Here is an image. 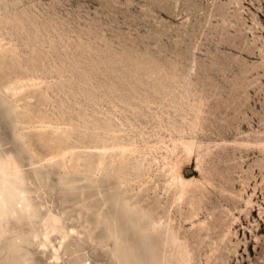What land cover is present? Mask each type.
Instances as JSON below:
<instances>
[{
  "label": "rangeland",
  "instance_id": "374dc122",
  "mask_svg": "<svg viewBox=\"0 0 264 264\" xmlns=\"http://www.w3.org/2000/svg\"><path fill=\"white\" fill-rule=\"evenodd\" d=\"M0 17V156L45 221L85 233L68 264H112L117 232V263H141L149 226L128 193L172 161L199 178L189 142L210 149L199 218L225 232L203 233L202 264L229 231L227 264H264V0H0ZM31 231L1 240L0 264L45 263Z\"/></svg>",
  "mask_w": 264,
  "mask_h": 264
},
{
  "label": "bare ground",
  "instance_id": "6f19581e",
  "mask_svg": "<svg viewBox=\"0 0 264 264\" xmlns=\"http://www.w3.org/2000/svg\"><path fill=\"white\" fill-rule=\"evenodd\" d=\"M170 1L174 0H167V2ZM17 17L20 20L21 16L17 15ZM6 24L7 20L0 17V34L7 31ZM182 145L187 150L186 163H189L192 155L195 156L197 163L195 171L199 173V178L186 177L182 168L184 163L179 160L172 161L166 164L157 175H149L145 185L142 184V188L128 193L131 202L142 215L140 217L142 222L141 225L138 224V228L142 229L140 226L144 224L149 226V231L144 232L150 240V248L146 255L141 258V253L132 247L133 254L139 255L140 264H202V248L206 239L203 233H225L222 221L216 218L213 212L206 210L209 221L199 218L200 210L204 208V202L210 193L209 188L213 187L212 181L207 178L211 174L204 168L210 149L200 147L196 142L182 143ZM128 150L123 147L117 151L124 154ZM19 161L11 152L0 156V242L4 238L25 233L31 229L30 239L37 253L44 260V264H68L63 254L68 245L71 249L68 241L83 242L86 238L85 233L76 235L69 225L62 226L58 218L44 220V215L40 212L41 209L39 210L42 205L38 198L32 195L28 183L29 177ZM44 162L48 165L52 164L54 157H45ZM149 192L152 194H148ZM233 217L239 221L238 218ZM186 223H189L190 228H184L183 224ZM133 229L136 228L132 225L127 227L124 224V231ZM117 233L109 236L115 240V246L104 252V260H111L112 264H118L117 257L120 252L117 245L126 238L122 233ZM230 234L229 231L222 235L223 246L215 245V248L211 249V254L215 256L210 264H227L225 252L224 255L222 252L227 248L226 243L231 244ZM99 250L103 249L99 248Z\"/></svg>",
  "mask_w": 264,
  "mask_h": 264
}]
</instances>
